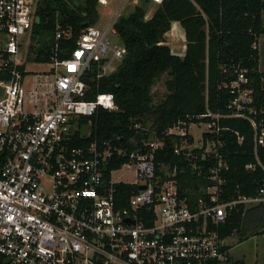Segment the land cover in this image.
<instances>
[{
  "label": "built area",
  "instance_id": "built-area-1",
  "mask_svg": "<svg viewBox=\"0 0 264 264\" xmlns=\"http://www.w3.org/2000/svg\"><path fill=\"white\" fill-rule=\"evenodd\" d=\"M119 15L115 11L103 28H83L69 56L62 59L56 57L58 42L71 33L57 28L48 62L52 78L34 75L26 89L23 44L36 20L35 1L0 0V264L228 262L230 249L220 226L236 205L264 203V186L256 196L222 199L221 172L227 168L219 152L222 142L203 134L218 132L214 122L179 121L166 130L167 135L179 136L174 152L193 160V168L197 157L214 158L206 173L197 167L208 182L182 192L172 178L174 171L164 166L166 179L157 172L155 154L163 139L151 136L132 149L118 137L70 144L75 130L90 134L89 125L86 133L78 125L80 116H91L98 108L117 109L111 92L85 99L83 77L95 63L98 75L109 74L126 53L114 27ZM234 72V115L243 116L240 110L251 101L250 90L240 88L247 81L245 70L235 67ZM27 94L30 110L24 107ZM249 120L257 130L255 120ZM200 123L204 128L195 144L190 127ZM255 144H264V125L255 132ZM119 156L129 157L124 164L133 167L135 175L133 182H124L136 187L125 206L116 203L112 171L108 180L104 175L108 161Z\"/></svg>",
  "mask_w": 264,
  "mask_h": 264
},
{
  "label": "trees",
  "instance_id": "trees-1",
  "mask_svg": "<svg viewBox=\"0 0 264 264\" xmlns=\"http://www.w3.org/2000/svg\"><path fill=\"white\" fill-rule=\"evenodd\" d=\"M148 1L141 0V4L120 14L114 22L117 38L126 50L115 70L98 75L99 65L95 63L83 77L85 99H93L99 92H111L117 109L98 108L91 116H80L78 125L82 130L89 125L90 134L83 135L77 129L70 144L85 145L93 138L118 137L132 149L156 136L163 139L162 148L155 154L157 172L166 179L164 166L174 171L172 178L182 192L208 182L204 173L214 164V158L197 157L193 168V160L183 152H174L175 145L180 144L179 136L167 135L166 130L179 121L186 125L214 122L218 132L203 134L204 138L222 142L219 152L227 163L221 172L222 199L256 196L264 186V144H255V132L264 125V71L259 68L257 46L264 33V0H163L146 18L144 6ZM97 4L98 0H82L72 6L68 0H38L30 38L39 41V45L34 49L30 44L27 60L50 62L57 28L69 30L71 36L59 40L56 57L69 56L82 29L96 23ZM174 22L184 32L182 55L172 52L165 40ZM235 67L244 69L247 77L240 88L250 90L251 101L240 110L243 116L234 115L232 105L237 95L230 88L236 77ZM163 74L167 76V91L160 101L154 102L152 87ZM249 118L255 120L257 130ZM187 139L193 142L192 136L187 135ZM128 161V156L111 158L105 178L108 180L110 171ZM247 164L253 167L247 168ZM198 166L204 173L198 174ZM135 189L131 184L116 182V203L125 206ZM244 231L248 233L241 234V240L250 233L264 234V203L236 205L219 228L223 238ZM209 264H243V260L230 258L228 262Z\"/></svg>",
  "mask_w": 264,
  "mask_h": 264
},
{
  "label": "rangeland",
  "instance_id": "rangeland-1",
  "mask_svg": "<svg viewBox=\"0 0 264 264\" xmlns=\"http://www.w3.org/2000/svg\"><path fill=\"white\" fill-rule=\"evenodd\" d=\"M34 1L36 8L38 0ZM81 1L82 0H68L70 6L78 4ZM136 4H141V0H98L96 9L99 15L94 25L97 28H103L108 23L115 11H119L120 14H126L131 11V9ZM156 6V3L148 1V3L144 6L146 18L152 15L153 11L156 9ZM262 17L264 26V10ZM165 40L170 46L172 52L182 55L185 48V38L183 29L179 24H176L173 28H171V30L167 33ZM30 44H32L33 48L35 49L39 45V41L32 40L28 34L25 37L23 44V51L26 53V55L29 53L28 48ZM257 45L259 50V67L261 70H264V33L259 36ZM25 68L27 72L24 76L23 84L26 89H29L34 75H37L40 80H44L46 75H49L47 77L52 78V74L49 73L50 65L47 62L28 59L25 62ZM166 77V74H163L152 87L154 102L160 101L167 91L164 83ZM31 102V98L29 97V94H27L25 96L24 107L30 110L32 108ZM202 128H204L202 123L195 124L190 127V132L194 136L193 138H195V144L199 143L198 137ZM83 133H86L85 129ZM111 179L115 182H133L135 180L134 168L128 167L124 164L120 168L112 170ZM247 233L248 231L237 234L233 233L226 238L225 242L230 247V256L233 260H243V264H264V234L250 233L246 239L241 241V234L245 235Z\"/></svg>",
  "mask_w": 264,
  "mask_h": 264
},
{
  "label": "crops",
  "instance_id": "crops-1",
  "mask_svg": "<svg viewBox=\"0 0 264 264\" xmlns=\"http://www.w3.org/2000/svg\"><path fill=\"white\" fill-rule=\"evenodd\" d=\"M176 24H178V23H177V22H174V23H173V27H174V25H176ZM173 27H172V28H173ZM257 46H258V45H257ZM259 62H260V61H259ZM259 66H260V64H259ZM259 68H260V67H259ZM260 70H261V69H260ZM262 71H264V70H262ZM117 182H118V181H117ZM199 185H202V184H199ZM199 185H198V186H199ZM195 195H197V192L195 193ZM250 206H251V205H250ZM236 234H237V232H236ZM226 238H227V237H226ZM226 238H225V240H226ZM245 239H246V238H245ZM240 240H241V239H240ZM242 240H244V239H242ZM242 240H241V241H242ZM227 245H228V244H227ZM228 246H229V245H228ZM229 249H230V247H229ZM231 258H232V257H231Z\"/></svg>",
  "mask_w": 264,
  "mask_h": 264
},
{
  "label": "water",
  "instance_id": "water-1",
  "mask_svg": "<svg viewBox=\"0 0 264 264\" xmlns=\"http://www.w3.org/2000/svg\"><path fill=\"white\" fill-rule=\"evenodd\" d=\"M86 22H83V25H85ZM139 188H144V185H140Z\"/></svg>",
  "mask_w": 264,
  "mask_h": 264
}]
</instances>
